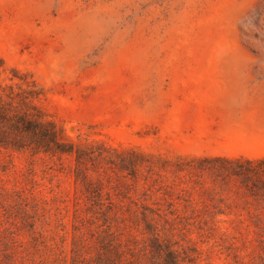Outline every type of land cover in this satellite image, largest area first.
<instances>
[{"label":"rangeland","instance_id":"rangeland-1","mask_svg":"<svg viewBox=\"0 0 264 264\" xmlns=\"http://www.w3.org/2000/svg\"><path fill=\"white\" fill-rule=\"evenodd\" d=\"M0 264H264V0H0Z\"/></svg>","mask_w":264,"mask_h":264}]
</instances>
